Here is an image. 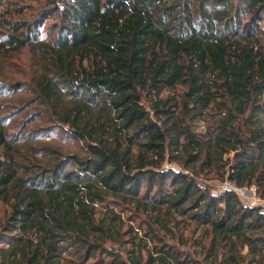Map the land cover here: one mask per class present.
Here are the masks:
<instances>
[{"label": "trees", "instance_id": "trees-1", "mask_svg": "<svg viewBox=\"0 0 264 264\" xmlns=\"http://www.w3.org/2000/svg\"><path fill=\"white\" fill-rule=\"evenodd\" d=\"M16 1L0 0V54H42L24 104L52 113L0 112V264H264L262 207L196 180L264 198V0Z\"/></svg>", "mask_w": 264, "mask_h": 264}, {"label": "rangeland", "instance_id": "rangeland-1", "mask_svg": "<svg viewBox=\"0 0 264 264\" xmlns=\"http://www.w3.org/2000/svg\"><path fill=\"white\" fill-rule=\"evenodd\" d=\"M15 1V0H13ZM22 1L17 0L16 3H19ZM31 4H35L33 1ZM25 15H28L27 13ZM17 16H13L15 18ZM49 20L44 21L42 25V29H44L49 24ZM44 41H47L48 39L43 38ZM42 54L33 48H30L29 46H25L22 49H19L17 51H11V52H2L0 54V82H6V83H13V82H24L27 84V87H25L24 91H21L19 93H3L0 95V112H13L14 114H18V110H20L19 115H17L18 120H22L24 116L27 113L23 114V110H33L35 108L45 110V116H48L51 114V107L44 105H40L37 103H34L33 105H27L28 103L24 102L31 97H34L35 94L31 91H28L29 87H33V84L35 83V79L41 74V58ZM64 106H69L70 103L67 101H64ZM27 105V107H25ZM22 111V112H21ZM12 118V115L11 117ZM39 124V123H38ZM48 146L51 148H55L63 155H76V156H84V151L81 148V144L76 142H67L60 137H53L49 139ZM163 167H169V168H175L178 169L180 166L176 164V162H163ZM196 180L199 184L208 185L211 190L214 192L218 191L219 185L224 180H219L216 174L213 172H203L198 177H196ZM255 198L257 199V204L259 202H262L264 200L263 198H260L257 193H255ZM248 199V198H247ZM246 199V200H247ZM249 202H255L256 200H251ZM97 210V214L101 215L103 212V208L101 206H95ZM121 220L123 221V227H125L127 224H129L133 230H136L138 232L139 226H144L146 221V218L139 214L134 215L131 206L122 204L118 205V207H115L114 209ZM7 208L4 204L0 203V223L4 219V216L6 215ZM131 215V219L127 218V216ZM143 222V223H142ZM138 234H140L138 232ZM182 235L189 239V243L186 247L188 251L196 252L200 250L198 246H195L193 242H197L200 237V229H195L192 225H188L186 229L182 231ZM125 240V239H123ZM108 246H110L108 244Z\"/></svg>", "mask_w": 264, "mask_h": 264}, {"label": "built area", "instance_id": "built-area-1", "mask_svg": "<svg viewBox=\"0 0 264 264\" xmlns=\"http://www.w3.org/2000/svg\"><path fill=\"white\" fill-rule=\"evenodd\" d=\"M224 190L233 192L237 196L239 201L244 205H260L262 207V210L264 211V200H262V202H259V204H257L258 198L257 199L255 198L256 188L254 185L237 187L232 182L225 179L218 187V191H224ZM251 200H256V204L255 202H249Z\"/></svg>", "mask_w": 264, "mask_h": 264}]
</instances>
